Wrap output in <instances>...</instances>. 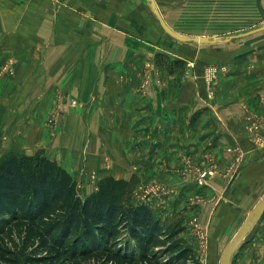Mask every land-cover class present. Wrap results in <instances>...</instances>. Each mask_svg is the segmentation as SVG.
<instances>
[{"label":"crops","instance_id":"obj_1","mask_svg":"<svg viewBox=\"0 0 264 264\" xmlns=\"http://www.w3.org/2000/svg\"><path fill=\"white\" fill-rule=\"evenodd\" d=\"M153 2L175 32L217 38L196 42L168 37L155 23L147 0H0V65L13 58L7 56L10 52L14 53L13 74L20 76L39 50H45V60L54 58L50 55L56 50V63L65 66L59 78L67 75L62 80L83 82L82 88H89V95L81 96L93 103L90 112L100 113L95 127L106 126L109 131L106 145L110 157H120L124 162L134 157L155 161L159 177L172 182L181 181V177L169 172L173 167L167 163L181 165L199 145L204 153L197 158L203 163H219L223 169L234 163L228 173L211 177L204 189H187L186 184L182 189L186 202L167 211L169 217L175 210L176 215L185 216L196 211L208 223L218 218L223 194L231 192L232 199L225 204L234 205L235 194L241 197L245 192L246 175L253 174L254 179L264 176V28L237 38L226 36L229 41L224 43L216 36L244 34L264 24V0ZM183 18L194 21L184 26ZM56 19L62 28L57 43L53 41ZM67 22L72 33L66 32ZM83 51L90 57L83 65L95 71L75 69L83 61L78 62ZM157 52L169 54L161 55L166 60L182 57L185 66L169 72L157 63ZM241 53L245 58H233ZM216 62L228 63L230 69L209 87L202 71ZM153 63L159 65L161 82L152 81L143 87V68ZM132 66L138 70L132 71ZM80 87H73L77 95L81 94ZM48 95L40 96L42 103ZM150 146L156 150L153 155ZM182 147L186 153L177 156ZM199 196L204 197L203 202ZM189 198L198 199V204L189 205ZM168 206L174 207L173 203ZM215 241L219 240L211 238L209 243L211 256L216 251Z\"/></svg>","mask_w":264,"mask_h":264},{"label":"rangeland","instance_id":"obj_2","mask_svg":"<svg viewBox=\"0 0 264 264\" xmlns=\"http://www.w3.org/2000/svg\"><path fill=\"white\" fill-rule=\"evenodd\" d=\"M146 5L150 10L151 7L148 6V3ZM150 11L158 28L161 31L163 30L168 37L175 39L164 30L153 9ZM180 20L184 26L194 21L193 18ZM58 24L56 19L53 38L55 43H57V38L61 36L62 31ZM66 26V32L72 33L68 22ZM151 32L153 33V30ZM243 32V35L234 32L228 35L221 34L216 36H220L219 39L224 43L229 41V39H225L226 36L237 38L251 33H245L247 30ZM212 38L215 40L217 37ZM171 52L181 55L174 49ZM38 53L35 56V60L32 59L29 63V68L26 71L22 69V72L19 73L20 76L13 74V72H3L0 65V77H3L0 80H4L0 81V158L7 153L23 152L32 154L41 150L43 154L57 160L73 175L77 180L78 192L81 196L93 191L99 178L108 174L113 175L112 172L114 171L115 174L116 172L121 174L119 176L114 174L113 176L115 177L129 179L133 176V200L147 203L154 214L157 217L159 215L161 221L169 217L167 211H173L177 206L179 208L182 201L186 202L185 195L183 196L182 193V189H186V184H188L187 189H204L209 185L211 177L221 172L226 173L228 168L234 167V163H228L229 166L223 169L218 166L219 163H203L200 159L198 160L197 157H202L204 153L200 149L203 147L199 145L195 147L197 149L193 148L194 151L187 154V160L182 161L181 165L177 162L167 163L169 168L173 167L169 172L178 174L181 177V181L172 182L170 178L159 177V172L154 170L155 161L145 162L134 157L132 161L124 162L120 157L118 159L110 157L109 146L106 145L109 131H107L106 126H103L102 129L95 127L94 122L100 113L90 112L89 109H91L93 103L91 104L89 99H85L86 96L84 98L81 96L89 95V88H82L83 82L62 80L67 75H62L59 78V74L64 73L65 66H60L56 63V50L51 51L50 56L54 58L50 60H45V50L42 52L39 50ZM87 53L88 51H83L78 62L80 60L83 61L79 62V65L75 67L76 70L82 69L83 73L86 72L85 68L87 72L95 71L94 67L83 65L90 58ZM161 53L169 56L165 52ZM244 54L234 55L233 58H245L246 55ZM10 55L16 61L15 54L10 52L7 56ZM158 58L156 57L157 63L167 67L169 72L180 70L185 66L181 63L170 62L163 56H158ZM177 58L183 59L182 57ZM157 63H153L152 66L148 64L143 68L141 86H147L152 81L161 82V77L158 76L159 71L157 69L159 65ZM69 69L71 73L74 70L71 67ZM131 69L133 71L137 67L132 66ZM214 69H216L215 72ZM229 69L228 63H211L204 68L202 76L207 85L212 87L220 76L227 74ZM66 73H68L67 69ZM77 85L81 86L78 89L81 92L80 95L73 91V87ZM42 95L49 96V98H45L46 102L44 103H42L44 98L40 97ZM182 148L184 149L178 151L179 155L176 154L177 156L186 153V148ZM155 152L154 146H150V155ZM95 158L100 159L94 161ZM206 170H212L213 173H207L202 176L201 172H206ZM164 175L162 174V177ZM221 179L223 180V178ZM244 184L245 186L243 185L244 188L242 187V189H245V192L241 197L235 194L237 202L234 205L225 204L228 199H232V193L230 192L228 196L227 193L223 194L225 199L223 198L224 203L217 210L218 218L209 220L208 223L204 221L206 217L204 215L201 217L196 211L194 213L190 210L192 213L185 216L183 213L176 215L177 210H175L173 217L180 219V225L183 227L182 236L186 240V244L192 247L194 256L201 264H219V257L225 244L242 225L254 203L264 194V176L262 178L258 176L254 179L253 174H248L245 176ZM94 185L95 187L92 189L91 187ZM253 189H256V191ZM190 195L193 196L192 194ZM195 199L189 198L187 202L189 205L195 206L198 204V199ZM199 200L203 202L204 197L199 196ZM172 203L174 207L172 206L170 209L168 205H172ZM203 207L207 208L204 205ZM211 238L219 240L215 241L216 251L212 253V256L209 254ZM157 247L161 246H155L154 248ZM166 257L163 255L162 260ZM89 263L93 264L92 261ZM230 264H264V210L233 250Z\"/></svg>","mask_w":264,"mask_h":264},{"label":"trees","instance_id":"obj_3","mask_svg":"<svg viewBox=\"0 0 264 264\" xmlns=\"http://www.w3.org/2000/svg\"><path fill=\"white\" fill-rule=\"evenodd\" d=\"M132 183L133 176L108 174L81 196L73 175L41 150L5 154L0 264H201L180 219L161 221L147 203L134 201Z\"/></svg>","mask_w":264,"mask_h":264},{"label":"water","instance_id":"obj_4","mask_svg":"<svg viewBox=\"0 0 264 264\" xmlns=\"http://www.w3.org/2000/svg\"><path fill=\"white\" fill-rule=\"evenodd\" d=\"M147 1L149 3L150 7L155 12V14H156L160 24L164 28V30L166 32H168L170 35H172L173 37L180 39V40L191 39V40L196 41V42L213 41V39H210L207 36H190V37H188V36L181 35V34L175 32L165 22L161 13L155 8L153 0H147ZM263 28H264V24H261L258 27L253 28V29H251L245 33L252 32L255 30H260ZM242 34L243 33H241L240 35H242ZM263 210H264V194L254 203L252 208L249 210V213H248L246 219L244 220V222L242 223V225L238 228V230L235 232V234L232 236V238L225 244V246L221 252V255L219 257V264H230L233 250L235 249V247L237 246L239 241L243 238V236L248 232V230L250 229L253 222L258 218L259 214Z\"/></svg>","mask_w":264,"mask_h":264},{"label":"built area","instance_id":"obj_5","mask_svg":"<svg viewBox=\"0 0 264 264\" xmlns=\"http://www.w3.org/2000/svg\"><path fill=\"white\" fill-rule=\"evenodd\" d=\"M13 64H14V59L13 58H9V59H7V61L5 62V63H3V64H1V70L3 71V72H8V73H12L13 72ZM214 68H216V67H214ZM215 70L216 69H214V72H215ZM213 71V70H212ZM212 174L213 173V171L212 170H206V172L205 171H202L201 172V174H202V176L204 175V174Z\"/></svg>","mask_w":264,"mask_h":264}]
</instances>
